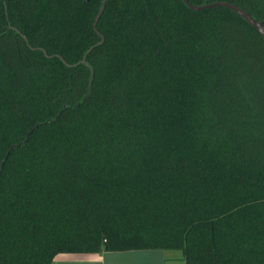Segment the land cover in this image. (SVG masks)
Wrapping results in <instances>:
<instances>
[{
	"label": "trees",
	"instance_id": "obj_1",
	"mask_svg": "<svg viewBox=\"0 0 264 264\" xmlns=\"http://www.w3.org/2000/svg\"><path fill=\"white\" fill-rule=\"evenodd\" d=\"M103 1L0 0V264H264V39L183 0H108L96 31ZM218 1L264 20L189 0Z\"/></svg>",
	"mask_w": 264,
	"mask_h": 264
},
{
	"label": "crops",
	"instance_id": "obj_2",
	"mask_svg": "<svg viewBox=\"0 0 264 264\" xmlns=\"http://www.w3.org/2000/svg\"><path fill=\"white\" fill-rule=\"evenodd\" d=\"M52 264H184L181 256L162 250H133L102 253H62Z\"/></svg>",
	"mask_w": 264,
	"mask_h": 264
},
{
	"label": "water",
	"instance_id": "obj_3",
	"mask_svg": "<svg viewBox=\"0 0 264 264\" xmlns=\"http://www.w3.org/2000/svg\"><path fill=\"white\" fill-rule=\"evenodd\" d=\"M107 1L108 0H104L103 1L101 10H100V12H99V14H98V16L96 18L95 25H94L96 31H97V24L99 22V19L101 18L102 14L105 11V7H106ZM183 2L190 9H192L194 11H201V10H204V9H207V8H213V7H225V8H228V9L232 10L233 12H235L236 14H238L239 16H241L251 26H253L260 33V35L262 36V38L264 39V20L263 21L257 20L256 18H254L253 16H251L249 13H247L246 11H244L243 9H241L240 7H238V6L234 5V4H231V3H228V2H219L218 1V2L211 3V4H207V5L194 6L193 4H191L189 2V0H183ZM103 42H104V39H102V41L98 45H96V46L101 45ZM93 49H94V47L91 48L86 55H88ZM82 64L87 65L86 58L82 61Z\"/></svg>",
	"mask_w": 264,
	"mask_h": 264
}]
</instances>
